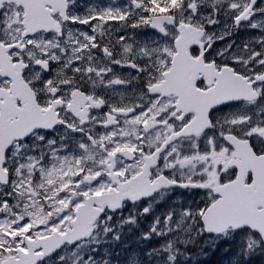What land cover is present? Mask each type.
Returning <instances> with one entry per match:
<instances>
[{
	"label": "snow or ice",
	"instance_id": "1",
	"mask_svg": "<svg viewBox=\"0 0 264 264\" xmlns=\"http://www.w3.org/2000/svg\"><path fill=\"white\" fill-rule=\"evenodd\" d=\"M258 261L264 0H0V264Z\"/></svg>",
	"mask_w": 264,
	"mask_h": 264
},
{
	"label": "flooded vegetation",
	"instance_id": "2",
	"mask_svg": "<svg viewBox=\"0 0 264 264\" xmlns=\"http://www.w3.org/2000/svg\"><path fill=\"white\" fill-rule=\"evenodd\" d=\"M84 2H90V0H84ZM248 38V34L247 33H242L239 37H238V39H240V40H243V39H247Z\"/></svg>",
	"mask_w": 264,
	"mask_h": 264
},
{
	"label": "trees",
	"instance_id": "3",
	"mask_svg": "<svg viewBox=\"0 0 264 264\" xmlns=\"http://www.w3.org/2000/svg\"><path fill=\"white\" fill-rule=\"evenodd\" d=\"M257 263H258V264H261V262H259V261H258Z\"/></svg>",
	"mask_w": 264,
	"mask_h": 264
},
{
	"label": "bare ground",
	"instance_id": "4",
	"mask_svg": "<svg viewBox=\"0 0 264 264\" xmlns=\"http://www.w3.org/2000/svg\"><path fill=\"white\" fill-rule=\"evenodd\" d=\"M258 264V263H257Z\"/></svg>",
	"mask_w": 264,
	"mask_h": 264
}]
</instances>
